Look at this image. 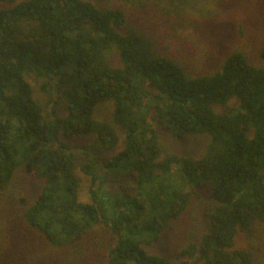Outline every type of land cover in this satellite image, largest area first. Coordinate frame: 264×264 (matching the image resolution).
Wrapping results in <instances>:
<instances>
[{"label": "trees", "instance_id": "obj_1", "mask_svg": "<svg viewBox=\"0 0 264 264\" xmlns=\"http://www.w3.org/2000/svg\"><path fill=\"white\" fill-rule=\"evenodd\" d=\"M258 60L195 73L123 7L0 0V264H264V42ZM200 187L207 230L154 252Z\"/></svg>", "mask_w": 264, "mask_h": 264}, {"label": "rangeland", "instance_id": "obj_2", "mask_svg": "<svg viewBox=\"0 0 264 264\" xmlns=\"http://www.w3.org/2000/svg\"><path fill=\"white\" fill-rule=\"evenodd\" d=\"M91 1L123 7L134 24L147 31L161 48L166 47L169 54L182 58L195 73L217 70L223 57L233 50L245 52L253 63L259 62L258 54L264 42V0ZM102 112L107 117L110 108ZM161 132L164 141L179 152L198 157L203 150V140L177 139L166 126ZM80 177L83 181L82 200L87 201L88 179L83 174ZM196 191L200 199L181 218L173 234H165L159 239L154 252L175 260L190 241H198L207 230L205 202L208 203V194L204 187ZM236 246H247L243 235L237 239Z\"/></svg>", "mask_w": 264, "mask_h": 264}]
</instances>
